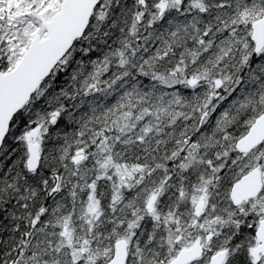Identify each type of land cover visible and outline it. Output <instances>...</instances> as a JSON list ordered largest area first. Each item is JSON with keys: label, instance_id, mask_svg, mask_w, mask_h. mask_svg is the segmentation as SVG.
<instances>
[{"label": "snow or ice", "instance_id": "snow-or-ice-1", "mask_svg": "<svg viewBox=\"0 0 264 264\" xmlns=\"http://www.w3.org/2000/svg\"><path fill=\"white\" fill-rule=\"evenodd\" d=\"M0 264H264V0H0Z\"/></svg>", "mask_w": 264, "mask_h": 264}]
</instances>
